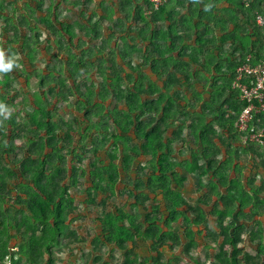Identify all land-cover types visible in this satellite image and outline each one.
Returning a JSON list of instances; mask_svg holds the SVG:
<instances>
[{
    "label": "trees",
    "instance_id": "trees-1",
    "mask_svg": "<svg viewBox=\"0 0 264 264\" xmlns=\"http://www.w3.org/2000/svg\"><path fill=\"white\" fill-rule=\"evenodd\" d=\"M258 15L264 0H167L157 10L148 0H0V51L18 65L0 73V264L77 244L67 221L86 176L84 203L107 211L102 236L123 264H169L164 253L178 250L206 264L193 255L200 246L211 264H264V186L248 189L247 177L264 173V140L245 142L264 114L240 133L248 103L235 87L240 66L264 61ZM50 41L58 68L44 75L34 64ZM20 76L37 88L22 92ZM50 98L72 104V118L40 104ZM189 177L196 205L176 191ZM120 184L133 185L142 221L107 208Z\"/></svg>",
    "mask_w": 264,
    "mask_h": 264
},
{
    "label": "rangeland",
    "instance_id": "rangeland-1",
    "mask_svg": "<svg viewBox=\"0 0 264 264\" xmlns=\"http://www.w3.org/2000/svg\"><path fill=\"white\" fill-rule=\"evenodd\" d=\"M115 2H118L119 0H113ZM56 48L53 45V41H50L46 44L45 47L42 48V50L39 52V56L37 60L35 61L34 67L36 70H38L41 74L44 75L49 74V67L48 64L50 63L51 66L54 65L58 68L57 61L52 60L53 55L56 54ZM62 58H60L61 60ZM64 60V58H63ZM63 69L64 75H66V69L61 67ZM37 71V72H38ZM14 85L20 89L22 92H26L27 86L30 85L31 89L34 90L35 86L37 88L36 80H28L26 82L25 76H20L19 79L14 80ZM27 85V86H26ZM31 92V91H30ZM54 99L50 98L47 99L46 103L42 102L40 104L46 105L49 108H55L57 111V114L60 116V118H64L65 120H70L72 118V111L73 106L72 104H64V103H54ZM32 106H35L36 101L31 100ZM29 106V105H27ZM113 107V106H112ZM29 108V107H28ZM30 111L32 112L33 109H27L26 113ZM22 116H25L23 113ZM22 118V117H21ZM18 143V142H17ZM178 147L179 145L176 144L175 147V153L178 154ZM185 158V157H183ZM89 160H87L84 164L86 167L87 174L90 171V168L88 167ZM119 163V162H117ZM247 177L250 179V182H253V185L250 184L248 189H252L254 187L258 186H264V173L261 171V174H257L255 171H251L250 177L247 175ZM124 178L126 180H123L120 178V182H127L128 180H132L133 182L136 180L135 174H130V179L127 175H124ZM135 178V179H134ZM147 178L144 179V184L147 183ZM187 182L184 183L183 187L181 189L177 188L176 191L180 190L181 195L190 203L196 205V200L199 198L200 194L197 190L198 182L195 178L189 177L186 180ZM87 176L81 180V184L79 188L72 189L71 194L75 199V203L78 205V212L77 215L69 217V220L67 221V225L70 226L72 231L77 232L79 241L77 244L72 246L69 249H63L60 245L56 244L53 245L51 248V252H47L45 249L41 250V258L37 261H34V259H30V256L28 254H23L21 261L18 264H123V255L121 252L117 251L114 244H109L106 242L105 238H103L102 234V224L101 220L104 218L105 213L107 211H103V208L100 206H89L85 202L86 194L85 189L87 188ZM120 186V193L118 195H115L111 199L108 200L107 208L112 209V211H116L118 209H122L125 212H130L134 216L137 215L138 221H142L141 217H139V211L133 210L131 203L132 200L129 197V190L133 188V185L130 184L127 189L124 188L123 185ZM264 195V194H263ZM150 198H154V194L149 193ZM100 202L97 200V204ZM158 202L162 203V197L159 196ZM12 204V203H11ZM9 204H6L5 207L8 208ZM183 210L184 208H180ZM101 219V220H100ZM1 226V224H0ZM177 228L180 227V224H176ZM11 235H14L15 232L10 230ZM217 235H220V231H216ZM2 239H6L4 236H2ZM203 239H200L202 241ZM20 241V240H19ZM19 241L11 240L9 242L10 250L18 252L19 249ZM20 250V249H19ZM149 247L147 243H144L143 241H139L137 252L140 256L144 257L146 255H149ZM174 254V255H173ZM164 253L165 259L167 262L169 261V264H196L195 261L192 259L186 257L182 254L181 251H176L175 253ZM14 254H8L5 259V264H12L11 258H13ZM193 255L195 257H200L202 262H206V264H211L212 260L207 259L205 257V253L203 252L202 246L198 247L194 252ZM10 256V257H9ZM15 256V255H14ZM18 256L16 255V258ZM177 258V259H176ZM16 262V261H15ZM15 264V263H14ZM17 264V263H16Z\"/></svg>",
    "mask_w": 264,
    "mask_h": 264
},
{
    "label": "built area",
    "instance_id": "built-area-1",
    "mask_svg": "<svg viewBox=\"0 0 264 264\" xmlns=\"http://www.w3.org/2000/svg\"><path fill=\"white\" fill-rule=\"evenodd\" d=\"M155 10L162 7L167 0H148ZM257 24L264 30V16L258 15ZM246 81L243 84L242 81ZM235 87L241 90V98L248 103L237 120L236 128L240 133L248 132L257 115L264 114V61L252 66L244 64L237 70ZM245 142L263 144L264 124L250 130Z\"/></svg>",
    "mask_w": 264,
    "mask_h": 264
},
{
    "label": "clouds",
    "instance_id": "clouds-1",
    "mask_svg": "<svg viewBox=\"0 0 264 264\" xmlns=\"http://www.w3.org/2000/svg\"><path fill=\"white\" fill-rule=\"evenodd\" d=\"M15 60L13 58H8L5 60L4 52L0 51V73H8L17 67ZM4 109L3 105H0V110Z\"/></svg>",
    "mask_w": 264,
    "mask_h": 264
},
{
    "label": "crops",
    "instance_id": "crops-1",
    "mask_svg": "<svg viewBox=\"0 0 264 264\" xmlns=\"http://www.w3.org/2000/svg\"><path fill=\"white\" fill-rule=\"evenodd\" d=\"M167 2V1H166ZM222 6V5H221ZM179 10V9H177ZM217 16H220V17H224V14H222L221 12H216L215 13ZM218 36H220V34H218Z\"/></svg>",
    "mask_w": 264,
    "mask_h": 264
}]
</instances>
